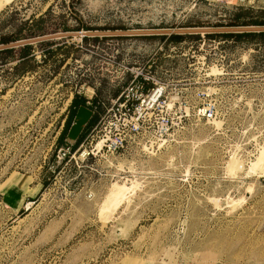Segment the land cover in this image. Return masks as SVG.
<instances>
[{"label":"rangeland","instance_id":"1","mask_svg":"<svg viewBox=\"0 0 264 264\" xmlns=\"http://www.w3.org/2000/svg\"><path fill=\"white\" fill-rule=\"evenodd\" d=\"M260 21L264 0H0V37L19 40ZM206 34L0 55V264H264V36ZM85 101L93 122L65 153L64 119ZM28 185L30 207L3 200Z\"/></svg>","mask_w":264,"mask_h":264},{"label":"water","instance_id":"2","mask_svg":"<svg viewBox=\"0 0 264 264\" xmlns=\"http://www.w3.org/2000/svg\"><path fill=\"white\" fill-rule=\"evenodd\" d=\"M247 31H264V25L261 26H227V27H183V28H153V29H127V30H87V31H69L47 34L33 38L17 40L7 44H0V50L32 45L37 42L47 41L55 38L67 36H121V35H171V34H203V33H238Z\"/></svg>","mask_w":264,"mask_h":264},{"label":"crops","instance_id":"3","mask_svg":"<svg viewBox=\"0 0 264 264\" xmlns=\"http://www.w3.org/2000/svg\"><path fill=\"white\" fill-rule=\"evenodd\" d=\"M84 106L90 108L87 106V104H80L78 105V107L75 106L74 108L76 109L71 110L65 117L64 121L67 122V126L63 129V132L59 137V144H71L73 146H77L78 144H80V142L83 141V138L87 130L89 129V125L93 122V116H89L88 118H79L80 112L82 111V109H84ZM87 108L86 110L88 111ZM31 190H35V192L31 193ZM38 191L36 192V188H32L29 185L26 189H22L20 187L9 188L7 190L6 196L3 197V200L14 206L16 208V211H19L24 207H30L27 205L33 203V198L38 193ZM9 218H12L11 214Z\"/></svg>","mask_w":264,"mask_h":264},{"label":"trees","instance_id":"4","mask_svg":"<svg viewBox=\"0 0 264 264\" xmlns=\"http://www.w3.org/2000/svg\"><path fill=\"white\" fill-rule=\"evenodd\" d=\"M42 20H37L36 21V24L38 25L37 29L41 30L42 29V26L40 25V22ZM254 25H258V26H261V25H264V21H260L258 23H254ZM236 26V25H234ZM79 30V29H77ZM34 31H32V34H33ZM207 37H222V38H225V39H234V38H242V37H255V36H264V32H239V33H216V34H206ZM31 36H34V35H31ZM194 37V35H191V34H171V35H153V36H149V37H157L161 40H168V41H172V42H176V43H181L183 41H185L186 39L188 38H191V37ZM24 38V37H22ZM105 38H108V37H103V39ZM21 39V37L19 38L18 36H2L0 37V44H7V43H10V42H14V41H17ZM84 39H89V37H84ZM96 39H98V37H96ZM47 45L50 44V42H46ZM33 50V45H25V46H21L19 47V59L21 60H26V59H29L30 57H32L31 55L33 54L32 52ZM14 51H16V48H10V49H4V50H0V55H8V54H12L14 53ZM138 79L142 82V84L144 85V90L145 91H149L151 88H153V83L151 81H147L145 80L143 77H138ZM76 97L74 98L73 100V104L77 103L76 101ZM83 104L82 105H86L87 102H82ZM72 104V105H73ZM75 107V106H74ZM67 126V122H66V125L65 127ZM81 143V142H80Z\"/></svg>","mask_w":264,"mask_h":264},{"label":"built area","instance_id":"5","mask_svg":"<svg viewBox=\"0 0 264 264\" xmlns=\"http://www.w3.org/2000/svg\"><path fill=\"white\" fill-rule=\"evenodd\" d=\"M221 1L230 3V2H232L233 0H221ZM141 85L144 87L143 84H141ZM138 87L140 88V85H139ZM152 89H153V88H152ZM152 89H150V90H152ZM150 90H149V91H150ZM144 91H145V90H144ZM146 92H148V91H146ZM157 93H158V94L161 93V90H158ZM124 94H125V92H124L123 94H121V97H122L123 102L126 103V102L129 101V99H128V95H124ZM83 144H84V142L82 141V142L80 143L79 146L82 147ZM65 147H66L65 150H64V148H62L61 150H64V152L67 153V152L73 147V145L68 144V145H66ZM123 147H124V140H123V139L115 140V141L111 140V142H110L109 144H108V142H106V144L104 143V144H103L100 148H98V149H97V147H95L96 152H94V150H92V154H94V155H95V154H98V152H100L101 150H105V151H107V152H109V151H112V152H118V151L122 150ZM65 153H64V155H65ZM83 155L88 156V155H90V153H89V152H83Z\"/></svg>","mask_w":264,"mask_h":264},{"label":"bare ground","instance_id":"6","mask_svg":"<svg viewBox=\"0 0 264 264\" xmlns=\"http://www.w3.org/2000/svg\"><path fill=\"white\" fill-rule=\"evenodd\" d=\"M99 145H101V144H99Z\"/></svg>","mask_w":264,"mask_h":264}]
</instances>
